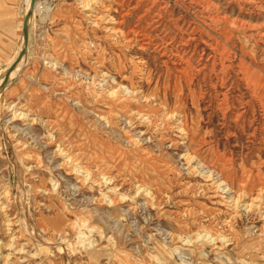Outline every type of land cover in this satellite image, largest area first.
Listing matches in <instances>:
<instances>
[{
  "label": "rangeland",
  "instance_id": "obj_1",
  "mask_svg": "<svg viewBox=\"0 0 264 264\" xmlns=\"http://www.w3.org/2000/svg\"><path fill=\"white\" fill-rule=\"evenodd\" d=\"M26 1L0 0V82ZM38 1L0 92V264H264V0Z\"/></svg>",
  "mask_w": 264,
  "mask_h": 264
},
{
  "label": "bare ground",
  "instance_id": "obj_2",
  "mask_svg": "<svg viewBox=\"0 0 264 264\" xmlns=\"http://www.w3.org/2000/svg\"><path fill=\"white\" fill-rule=\"evenodd\" d=\"M51 4L49 3V2H41V1H36L35 2V6H34V11L33 12H35V11H37V12H39L40 14H41V16H42V19L43 18H47L48 17V15H49V12H50V10H51ZM29 9V0H27L26 1V10H28ZM22 44V43H21ZM22 61H23V59H22ZM19 66H16V68L13 70V71H16L17 70V68H18ZM118 88H120V87H118ZM115 91H117L116 89H115ZM115 91H110L109 92V94L110 95H112L113 94V98L114 99H112V101H116V102H118V101H120L117 97H116V93H115ZM134 91V90H133ZM127 92V91H126ZM135 92V91H134ZM136 112V111H135ZM166 113V112H165ZM166 116H170L168 113H166L165 114ZM147 118H148V120H149V117L147 116ZM140 120V119H139ZM193 120V119H192ZM191 120V121H192ZM186 124V123H185ZM192 130V129H191ZM192 133V132H191ZM186 134V133H185ZM190 138V137H189ZM191 150V149H190ZM188 155V154H187ZM200 157V156H199ZM69 159V158H68ZM199 160V159H198ZM195 161V160H194ZM188 162V161H187ZM204 162V161H203ZM208 164V163H207ZM11 165V164H10ZM13 165V164H12ZM11 165V166H12ZM212 166V165H211ZM210 166V167H211ZM14 167V166H13ZM79 167V166H78ZM205 167V166H204ZM215 167V166H214ZM12 169V168H11ZM14 169H15V167H14ZM74 169V168H73ZM72 169V170H73ZM13 170V169H12ZM11 170V171H12ZM201 170V169H200ZM211 170V169H210ZM216 171V170H215ZM13 172H14V170H13ZM17 172V171H16ZM207 172V171H206ZM218 172V171H217ZM84 173V172H83ZM87 173H89V172H87ZM221 173V172H220ZM207 175V174H206ZM13 176V175H12ZM11 176V177H12ZM15 176V175H14ZM87 176V175H86ZM206 177V179H209V175H207V176H205ZM218 179H220V178H218ZM214 180V179H213ZM13 181V180H12ZM14 182H15V180H14ZM223 183H225V181L224 180H221V182H219V180L218 181H214V182H212V184H214L215 185V187L217 188V190H218V192H220V188H221V184H223ZM16 184V183H15ZM18 184V183H17ZM226 184V183H225ZM17 187V186H16ZM19 187V186H18ZM231 187V186H230ZM16 189V188H15ZM243 189V188H242ZM230 190V189H229ZM13 191H14V189H13ZM115 191V190H114ZM264 191V190H263ZM147 193V192H146ZM248 194V193H247ZM245 195H246V193H244V192H241L240 193V195L238 196V198L237 199H235V200H233V201H231V203L230 204H228V207L229 208H232V209H234V208H236L237 207V201L240 203L241 201H243L244 200V197H245ZM264 196H262V194L260 193V194H258L257 196H256V200L254 201V204H253V207H256L257 209H259V211H261V213H262V217H264V202L262 203V198H263ZM19 198H20V196H19ZM23 198V197H22ZM234 198V197H233ZM247 198V197H246ZM250 207L251 205L249 204H247L246 206H245V208L246 207ZM26 208H27V206H26ZM1 209H2V207H1ZM25 209V207L23 208V210ZM5 210V209H4ZM22 210V211H23ZM28 211V210H27ZM26 211V212H27ZM24 212H25V210H24ZM23 214V219H24V213H22ZM26 214V213H25ZM29 215V214H28ZM27 215V216H28ZM2 217V216H1ZM26 219V222L28 221V223H29V219H27V218H25ZM6 221V223L4 222V224H6V229L7 230H9L10 228H9V226L11 225V223L10 222H8V220L6 219L5 220ZM28 223L27 224H25V225H28ZM29 224H32L31 222L29 223ZM264 226V225H263ZM37 231V230H36ZM35 231V232H36ZM34 232V231H33ZM34 236H35V234H33ZM36 235H37V232H36ZM38 237V236H37ZM39 237H41V235L39 236ZM205 238L206 239H208V237H206L205 236ZM38 239V238H37ZM209 239H210V237H209ZM217 239V238H216ZM223 239V238H222ZM262 239V238H261ZM14 240V239H13ZM219 240V239H218ZM223 241V240H222ZM228 241V240H227ZM10 244H12L11 242L10 243H7V245H10ZM2 246V245H1ZM264 247V246H263ZM2 248V247H1ZM264 254V253H263ZM4 258H5V260L4 261H6L7 260V256L5 255L4 256ZM5 263V262H4Z\"/></svg>",
  "mask_w": 264,
  "mask_h": 264
},
{
  "label": "water",
  "instance_id": "obj_3",
  "mask_svg": "<svg viewBox=\"0 0 264 264\" xmlns=\"http://www.w3.org/2000/svg\"><path fill=\"white\" fill-rule=\"evenodd\" d=\"M36 0H29V9L24 11L23 14V23H22V44L20 51L18 53L16 61L8 66L4 76L2 77V80L0 82V92L2 91L4 85L6 82L11 78L10 73L16 68V65L24 58L27 50V44H28V27L30 24V20L32 17V13L34 11Z\"/></svg>",
  "mask_w": 264,
  "mask_h": 264
},
{
  "label": "crops",
  "instance_id": "obj_4",
  "mask_svg": "<svg viewBox=\"0 0 264 264\" xmlns=\"http://www.w3.org/2000/svg\"><path fill=\"white\" fill-rule=\"evenodd\" d=\"M14 7V6H13ZM14 11V10H13ZM16 12H18V10H16ZM13 16H15V15H11L10 17H13ZM19 16V15H18Z\"/></svg>",
  "mask_w": 264,
  "mask_h": 264
}]
</instances>
